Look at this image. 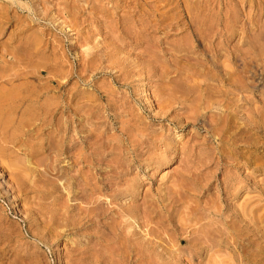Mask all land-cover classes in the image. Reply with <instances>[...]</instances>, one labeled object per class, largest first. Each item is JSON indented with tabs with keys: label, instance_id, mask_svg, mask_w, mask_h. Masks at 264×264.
I'll return each mask as SVG.
<instances>
[{
	"label": "rangeland",
	"instance_id": "obj_1",
	"mask_svg": "<svg viewBox=\"0 0 264 264\" xmlns=\"http://www.w3.org/2000/svg\"><path fill=\"white\" fill-rule=\"evenodd\" d=\"M0 58V264H264V0H0Z\"/></svg>",
	"mask_w": 264,
	"mask_h": 264
},
{
	"label": "bare ground",
	"instance_id": "obj_2",
	"mask_svg": "<svg viewBox=\"0 0 264 264\" xmlns=\"http://www.w3.org/2000/svg\"><path fill=\"white\" fill-rule=\"evenodd\" d=\"M192 23H193V22H192ZM190 24H191V23H190ZM122 25H123V24H122ZM144 26H145V25H144ZM205 26H206V25H205ZM123 27H124V26H123ZM123 27H122V28H123ZM129 27H130V26H129ZM189 27H190V25H189ZM145 28H146V26H145ZM145 28H144V29H145ZM141 29H142V28H141ZM194 29H195V28H194ZM123 30H124V29H123ZM151 30H152V29H151ZM191 30H192V29H191ZM141 31H142V30H141ZM198 31H199V30H198ZM123 32H124V31H123ZM127 32H128V30H127ZM195 32H196V31H195ZM199 32H200V31H199ZM209 32H210V30H209ZM143 33H145V32H143ZM148 34H149V33H148ZM197 34H198V33H197ZM139 35H140V34H139ZM141 35H143V34H141ZM145 36H146V35H145ZM145 36H144V37H145ZM148 36H149V35H148ZM25 37H26V36H25ZM134 37H135V36H134ZM140 37H141V36H140ZM19 38H20V37H19ZM138 38H139V36H138ZM136 39H137V38H136ZM139 39H140V38H139ZM142 39H144V38H142ZM183 40H184V39H183ZM142 41H143V40H142ZM204 41H205V40H204ZM179 42H180V41H179ZM183 43H185V42L183 41ZM187 43H189V42L187 41ZM200 44H201V43H200ZM208 45L210 46V44H208ZM208 45H207V46H208ZM205 46H206V45H205ZM202 47H203V46H202ZM210 47H211V46H210ZM145 48H146V47H145ZM145 48H144V49H145ZM172 48H173V47H172ZM176 48H177V47H176ZM181 49H182V47H181ZM28 50H29V49H28ZM176 50H178V49H176ZM187 50H188V49H187ZM192 51H194V50H192ZM199 51H200V50H199ZM227 51H228V50H227ZM209 52H210V51H209ZM212 52H213V51H212ZM216 52H217V51H216ZM12 53H13V52H12ZM21 53H22V52H20V54H21ZM191 53H192V52H191ZM193 54H194V53H193ZM193 54H192V55H193ZM215 55H216V54H215ZM213 56H214V55H213ZM231 56H232V55H231ZM30 57H31V56H30ZM214 57H216V56H214ZM0 59H1V58H0ZM197 59H198V58H197ZM201 59H202V58H201ZM218 59H219V58H218ZM2 60H3V59H2ZM174 60H175V59H174ZM188 60H189V59H188ZM195 60H196V59H195ZM199 60H200V59H199ZM232 60H233V59H232ZM19 61H20V60H19ZM193 61H194V60H193ZM197 61H198V60H196V63H197ZM213 61H214V60H213ZM214 62H215V61H214ZM211 63H212V62H211ZM202 64H203V63H202ZM214 64H215V63H214ZM228 64H229V63H228ZM188 65H189V64H188ZM225 65H226V64H225ZM225 65H224V66H225ZM229 65H230V64H229ZM192 66H195V65H192ZM198 66H199V65H198ZM204 67H205V66H204ZM206 67H207V66H206ZM229 67H231V66H229ZM229 67L226 68V66H225V69L228 70ZM231 69H232V68H231ZM202 70H203V69H202ZM206 70H207V69H206ZM206 70H205V71H206ZM227 70H226V71H227ZM230 71H231V70H230ZM230 71H229V72H230ZM28 72H30V71H28ZM208 72H209V71H208ZM229 72H225V73H224L225 76L227 75V77L224 78V85H226V83H227L226 86H229V84H228V76H229V74H231V73H229ZM2 73H3V72H2ZM13 73H14V72H13ZM222 73H223V72H222ZM164 74H165V73H164ZM222 75H223V74H222ZM194 76H196V75H194ZM208 76H209V74H208ZM230 76H232V75H230ZM230 76H229V77H230ZM19 77H20V76H19ZM22 77H23V76H22ZM210 77H211V76H210ZM0 78H4V74H2V75L0 76ZM203 78H204V77H203ZM205 78H206V77H205ZM217 78L219 79V77H217ZM208 79L211 80V82H212V81L214 82V80H213L212 77H211V78H208ZM208 79H207V81H208ZM218 79H217V80H218ZM230 79H231V78H230ZM232 79H233V77H232ZM24 80H25V79H24ZM233 80H234V79H233ZM205 81H206V80H205ZM207 81L205 82V84H206V85L208 84V85L212 86L211 84H209L210 81H208L209 83H207ZM215 81H216V80H215ZM234 81H235V80H234ZM236 81L238 82V80H236ZM190 82H191V81H190ZM190 82H189V83H190ZM0 83H1V82H0ZM8 83H9L8 80H6V79L3 80V79H2V84L0 85V116H2V117L5 116V114H7V113L10 114L11 111L13 112V110H14L16 107L14 108V107L12 106V104L15 105V103H16V105L19 104V106H20V103L23 102V101L25 100V98H26V97H25L24 100H23V95H22V92H21L22 98L19 99L18 96H16V94L18 95L19 92H18V93H17V92L15 93V91L12 90L13 88L10 89V90H5V89H4V86H6L5 84L8 85ZM220 83H221V81H220ZM220 83H219V84H220ZM232 83H233V81H232ZM243 83H244V82H243ZM214 84H215V83H214ZM238 84H239V83H238ZM241 84H242V83H241ZM11 85H12V83H11ZM222 85H223V83H222ZM222 85H221V86H222ZM16 86H17V85H16ZM190 86H191V85H190ZM210 86H209V88H211V89H210L209 91H211L212 89H213V91H215V89H217V88H214L215 85H214L213 87H210ZM206 87L208 88V86H206ZM219 87H220V85H219ZM238 87H240V86H238ZM28 88H29V87H28ZM199 88H200V86H199ZM202 88H203V89H202ZM241 88H242V87H241ZM201 89L204 91V87L201 86ZM223 89H224V88H223ZM198 90H199V89H198ZM234 90H235V89H234ZM183 91H184L183 94H187V93L189 92L188 89H183ZM194 91H195V90H194ZM207 91H208V90H207ZM209 91H208V93H209ZM218 91H219V90H218ZM224 91H225V89H224ZM173 92H174V91H173ZM227 92H229V91H227ZM230 92H231V91H230ZM236 92H237V91H236ZM30 93H31V92H30ZM195 93H196V91H195ZM197 93H198V91H197ZM205 93H206V91H205ZM225 93H226V92H225ZM225 93L223 92V94H225ZM23 94H25V93L23 92ZM32 94H33V93H32ZM215 94H216V93H215ZM196 95H197V94H196ZM204 95H205V96H203V97L205 98V97L207 96V94H204ZM225 95H226V94H225ZM199 96H202V95L199 94V95H197V96L194 97V98H197V99L199 100ZM209 96H210V95H209ZM228 96H230V95L228 94ZM27 97H28V96H27ZM219 97H220V96H219ZM226 97H227V96H226ZM29 98H30V97H29ZM185 98H186V97H185ZM207 98H208V97H207ZM207 98H205V100H206ZM209 98H210V97H209ZM209 98H208V99H209ZM214 98H215V96H214ZM220 98H221V97H220ZM261 98H263V97H261ZM34 99H35V97H34ZM216 99H218V97L215 98V100H216ZM224 99H227V98H224ZM194 100H195V99H194ZM198 100H196V101L198 102ZM200 100H201V99H200ZM202 100H203V99H202ZM202 100H201V101H202ZM213 100H214V99H213ZM219 100H220V99H219ZM221 100H222V99H221ZM227 100H229V99H227ZM239 100H240V99H239ZM190 101H191V100H190ZM201 101H200V104H201ZM207 101H211V99H209V100H207ZM216 101L218 102V100H216ZM44 102H45V101H44ZM193 102H194V101H193ZM226 102H227V101H226ZM226 102H225V103H226ZM229 102H231V101H229ZM229 102H228V103H229ZM241 102H242V101H241ZM23 103H24V102H23ZM34 103H35V105H33V107H32V106H31V107H32L33 112H36V111L39 109V106H38V104H37L36 102H33V104H34ZM66 103H67V102H66ZM165 103H166V102H165ZM168 103H169V102H168ZM205 103L207 104V107L210 106V105H209L210 103L208 104L206 101H205ZM231 103H233V102H231ZM21 104H22V103H21ZM219 104H220V103H219ZM226 104H227V103H226ZM226 104H224V106H225ZM45 105H46V104H45ZM62 105H63V104H62ZM168 105H169V104H168ZM190 105H192V104H190ZM194 105H196V104H194ZM204 105H205V104H204ZM220 105H221V104H220ZM231 105H232V104H231ZM40 106H41V105H40ZM43 106H44V105H43ZM68 106H69V105H68ZM202 106H203V105H202ZM238 106H239V105H238ZM46 107H47V106H46ZM166 107L168 108V106H166ZM189 107H190V106H189ZM189 107H188V109H189ZM195 107H197V106H195ZM195 107H193V108L190 107L189 110L187 109L189 113H186V114H189V115H184V114H185L184 112H186L187 110H186V111H184V110L181 111V112H183V113H181L182 116L184 115L183 118L181 117V120L183 119V120H185V122H186V121H191V122H192V121H197V120L200 121V119H201L202 117H203V119H204V117L206 116V114H204V115H202V114H198V113H197V110H194ZM205 107H206V106H205ZM222 107H223V106H222ZM47 108H48V107H47ZM47 108H46V109H47ZM191 108H192L193 110H192ZM17 109H18V108H17ZM66 109H67V108H66ZM195 109H196V108H195ZM211 109H212V108H211ZM222 109H223V108H222ZM228 109H229V108H228ZM191 110H192V111H191ZM203 110H205V109H204V106H203L202 110H200V111H203ZM27 111H28V110H27ZM38 111H39V110H38ZM54 111H55V110H54ZM58 111H59V110H58ZM178 111H179V110H178ZM190 111H191L192 113L195 111L197 114L194 113V115H193L192 113H190ZM232 111H233V110H232ZM262 111H263V110H262ZM9 112H10V113H9ZM14 112H15V111H14ZM59 112H60V111H59ZM214 112H215V111H214ZM257 112H258V111H257ZM30 113H31V112H30ZM35 114H36V113H35ZM207 114H208V113H207ZM216 114H217V113H216ZM259 114H260V113H259ZM259 114H258V115H259ZM42 115H44V114H42ZM213 115H214L215 117H214ZM213 115H212V117H211V119L213 118L212 120H214V119L216 120V119L219 118V117L216 118L217 116H216L215 114H213ZM217 115H218V114H217ZM218 116H220V115H218ZM261 116H263V115H261ZM12 117H13V116H12ZM19 117H20V116H19ZM27 117H28V116H27ZM37 117H38V116H37ZM4 118H5V117H4ZM23 118H24V117H23ZM25 118H26V117H25ZM205 118H206V117H205ZM209 118H210V117H209ZM258 118H259V117H258ZM260 118H261V117H260ZM263 118H264V116H263ZM263 118H262V119H263ZM219 119H221V118H219ZM219 119H218V120H219ZM27 120H28V119H27ZM33 120H34V119H33ZM21 121H22V120H21ZM221 121H222V120H221ZM24 122H25V121H24ZM214 122H216V121H214ZM217 122H218V121H217ZM217 122L214 123V124H216V126H217ZM259 122H260V121H259ZM262 122H263V121H262ZM31 123H32V122H31ZM181 123H182V122H181ZM212 123H213V121H212ZM222 123H223V122H222ZM222 123H221V124H222ZM225 123H226V122H225ZM256 123H257V122H256ZM260 123H261V122H260ZM219 124H220V123H219ZM2 125H3V124H2ZM32 125H33V124H32ZM226 125H227V124H226ZM233 125H234V124H233ZM257 125L259 126V124H257ZM0 126H1V125H0ZM25 126H26V125H25ZM27 126H28V125H27ZM42 126H43V125H42ZM216 126H215V127H216ZM260 126H261V125H260ZM23 127H24V126H23ZM213 127H214V126H213ZM229 127H230V125H229ZM263 127H264V126H263ZM3 128H4V127H3ZM37 128H38V127H37ZM211 128H212V127H211ZM220 128H221V127H219V129H220ZM233 128H234V127H233ZM229 129H231V128H228V130H229ZM237 129H238V128H236V130H237ZM246 129H247V128H246ZM212 130H213V128H212ZM210 131H211V130H210ZM219 131H220V130H219ZM222 131H224V130H222ZM242 131H243V129H242ZM242 131H240V132H242ZM247 131H248V129H247ZM249 131H250V130H249ZM8 132H9V131H8ZM16 132H17V131H16ZM224 132H225V131H224ZM226 132H228V131H226ZM230 132H231V130H230ZM243 132H246V131H243ZM259 132H260V131H259ZM261 132H262V131H261ZM12 133H13V132H12ZM34 133H35V132H34ZM209 133H210V132H209ZM218 133H219V132H218ZM256 133H257V131H256ZM210 134H211V133H210ZM212 134H213V133H212ZM226 134H227V133H226ZM229 134H230V133H229ZM235 134H236V133H235ZM235 134H234V135H235ZM237 134H238V133H237ZM239 134H240V133H239ZM242 134H243V133H242ZM245 134H246V133H245ZM216 135H217V133H216ZM257 135H258V134H257ZM223 136H224V135H223ZM225 136H226V135H225ZM241 136H242V135H241ZM255 136H256V135H255ZM259 136H260V135H259ZM226 137H227V136H226ZM233 137H234V136H233ZM246 137H247V136H246ZM257 137H258V136H257ZM262 137L264 138V135H263ZM0 139H1V138H0ZM4 139H5V138H4ZM19 139H20V138H19ZM52 139H53V138H52ZM234 139H235V138H234ZM4 141H5V140H4ZM236 141H237V140H236ZM243 141H245V140H243ZM263 141H264V140H263ZM5 142H6V141H5ZM9 142H10V141H9ZM246 143H247V142H246ZM255 143H256V142H255ZM258 143H259V142H258ZM260 143H261V142H260ZM54 144H55V143H54ZM255 145H256V144H255ZM1 147H2V146H1ZM53 147H54V146H53ZM60 148H61V147H60ZM2 150H3V149H2ZM262 150H263V149H262ZM0 153H1V152H0ZM58 153H59V152H58ZM243 154H244V153H243ZM81 156H82V155H81ZM85 158H86V157H85ZM244 158H245V157H244ZM110 161H111V160H110ZM3 162H4V161H3ZM3 162H2V163H3ZM83 162H84V161H83ZM111 162H112V161H111ZM2 163H1V164H2ZM3 164H4V163H3ZM4 165H5V164H4ZM8 166H9V165H8ZM8 166H7V167H8ZM9 167H10V166H9ZM9 167H8V168H9ZM19 168H20V167H19ZM23 168H24V167H23ZM9 169H10V168H9ZM11 169H12V168H11ZM14 169H15V168H14ZM7 171H9V170L7 169ZM11 172H13V170H12ZM62 174H63V173H62ZM9 175H10V174H9ZM9 175H8V176H9ZM83 178H84V177H83ZM83 178H82V179H83ZM10 179H11V178H10ZM10 179H9V181H10ZM24 180H25V179H24ZM25 181H26V180H25ZM28 182H29V181H28ZM36 184H37V183H36ZM39 184H41V183H39ZM62 184H63V183H62ZM37 185H38V184H37ZM31 186H32V184H31ZM39 186H40V185H39ZM108 186H109V185H108ZM61 187H62V186H61ZM106 187H107V186H106ZM35 193H37V192H35ZM78 194H79V193H78ZM38 195H39V193H38ZM75 198H76V197H75ZM54 201H55V200H54ZM61 203H62V202H61ZM32 204H34V203H32ZM67 204H68V203H67ZM53 205H54V204H53ZM65 205H66V204H65ZM61 206H62V205H61ZM63 208H64V207H63ZM55 209H56V208H55ZM55 209H54V210H55ZM60 209H61V207H60ZM62 210H63V209H62ZM62 210H61V211H62ZM83 211H84V210H83ZM54 212H55V211H54ZM62 213H63V212H62ZM118 215H120V214H118ZM59 216H60V215H59ZM59 216H58V217H59ZM216 217H217V216H216ZM47 220H48V219H47ZM57 222H58V221H57ZM59 222H60V221H59ZM79 222H80V221H79ZM48 223H49V221H48ZM48 223H47V224H48ZM62 223H63V222H62ZM62 223H61V224H62ZM133 223H134V222H133ZM53 225H54V224H53ZM130 226H131V225H130ZM132 226H133V224H132ZM54 227H55V226H54ZM117 227H118V226H117ZM120 227H121V226H120ZM127 227H128V226H127ZM133 227H134V226H133ZM62 228H63V227H62ZM113 228H114V227H113ZM122 228H123V227H122ZM124 228H125V227H124ZM124 228H123V229H124ZM128 228H129V227H128ZM123 229H122V232L124 233ZM48 230H49V229H48ZM54 230H55V229H54ZM125 230H126V229H125ZM119 231H120V230H119ZM133 231H134V230H133ZM111 232H112V231H111ZM120 232H121V231H120ZM120 232H119V233H120ZM122 232H121V233H122ZM109 233H110V232H109ZM112 233H115V231H113ZM121 233L119 234V236L122 235ZM48 234H49V233H48ZM2 235H3V234H2ZM9 235H10V234H9ZM113 235H114V234H113ZM123 235H124V234H123ZM125 236H126V235H125ZM125 236H123V237H125ZM118 238H119V237H118ZM126 240H127V239H126ZM128 240H129V239H128ZM229 240H230V239H229ZM116 241H119V240L117 239ZM131 242H132V241H131ZM107 243H108V241H107ZM111 243H112V242H111ZM111 243H110V244H111ZM118 243H120V242H118ZM143 243H144V242H143ZM147 243H149V242H147ZM124 244H125V243H124ZM130 244H131V243H130ZM132 244H133V243H132ZM118 245L120 246V244H117V246H118ZM106 246H107V245H106ZM111 246H113V245H111ZM117 246H116V249H117ZM119 246H118V248H119ZM107 247H108V246H107ZM135 247H136V246H135ZM121 248H122V247H121ZM123 248H126V247H123ZM137 249H138V248H137ZM106 250H107V249H106ZM120 250H121V249H120ZM126 250H127V249H126ZM126 250H125V251H126ZM131 250H132V249H131ZM128 251H129V250H128ZM133 251H134V249H133ZM138 251H139V250H138ZM134 252H135V251H134ZM131 253H132V252H131ZM125 255H126V254H125ZM126 256H128V255H126ZM135 256H136V255H135Z\"/></svg>",
	"mask_w": 264,
	"mask_h": 264
}]
</instances>
